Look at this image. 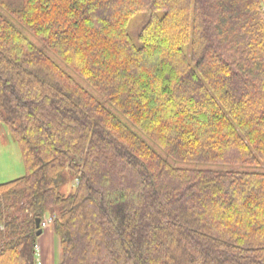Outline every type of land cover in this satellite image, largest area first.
<instances>
[{
	"label": "trees",
	"instance_id": "1",
	"mask_svg": "<svg viewBox=\"0 0 264 264\" xmlns=\"http://www.w3.org/2000/svg\"><path fill=\"white\" fill-rule=\"evenodd\" d=\"M0 122V264H264V0H0Z\"/></svg>",
	"mask_w": 264,
	"mask_h": 264
},
{
	"label": "rangeland",
	"instance_id": "2",
	"mask_svg": "<svg viewBox=\"0 0 264 264\" xmlns=\"http://www.w3.org/2000/svg\"><path fill=\"white\" fill-rule=\"evenodd\" d=\"M14 22V21H13ZM18 27L20 25L14 22ZM137 27L139 18L134 22ZM31 39L37 40L25 29L20 27ZM59 61V60H58ZM60 62V61H59ZM182 166H189V163H179ZM205 167L212 168L213 165L204 164ZM240 169L239 166H233ZM26 172L21 150L18 143L14 140L10 130L0 122V183L13 180L24 175ZM74 182L68 179L62 186L60 191L67 195L74 190ZM42 233L37 238L36 262L37 264H59L62 258L60 241L55 240L50 231H53L52 221L46 217L41 224ZM54 232V231H53ZM56 235V234H55ZM58 239V238H57Z\"/></svg>",
	"mask_w": 264,
	"mask_h": 264
},
{
	"label": "water",
	"instance_id": "3",
	"mask_svg": "<svg viewBox=\"0 0 264 264\" xmlns=\"http://www.w3.org/2000/svg\"><path fill=\"white\" fill-rule=\"evenodd\" d=\"M40 219L38 218L37 220H36V227L38 228V230H37V236H39V235H41V233H42V228H40Z\"/></svg>",
	"mask_w": 264,
	"mask_h": 264
},
{
	"label": "crops",
	"instance_id": "4",
	"mask_svg": "<svg viewBox=\"0 0 264 264\" xmlns=\"http://www.w3.org/2000/svg\"><path fill=\"white\" fill-rule=\"evenodd\" d=\"M51 233H52V235H53V238L55 239V240H59V238L55 235V233L53 232V231H50ZM58 238V239H57Z\"/></svg>",
	"mask_w": 264,
	"mask_h": 264
}]
</instances>
